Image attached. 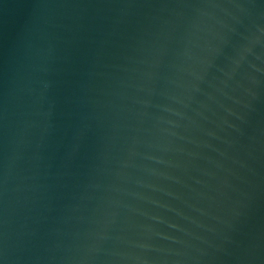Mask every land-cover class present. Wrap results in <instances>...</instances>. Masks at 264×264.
<instances>
[{"label": "water", "instance_id": "obj_1", "mask_svg": "<svg viewBox=\"0 0 264 264\" xmlns=\"http://www.w3.org/2000/svg\"><path fill=\"white\" fill-rule=\"evenodd\" d=\"M0 264H264V0H0Z\"/></svg>", "mask_w": 264, "mask_h": 264}]
</instances>
